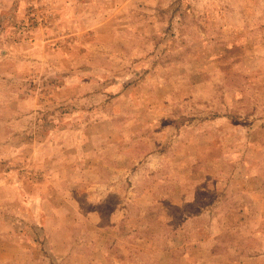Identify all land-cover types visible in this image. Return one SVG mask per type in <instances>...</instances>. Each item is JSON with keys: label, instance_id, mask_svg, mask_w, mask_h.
Returning a JSON list of instances; mask_svg holds the SVG:
<instances>
[{"label": "rangeland", "instance_id": "obj_1", "mask_svg": "<svg viewBox=\"0 0 264 264\" xmlns=\"http://www.w3.org/2000/svg\"><path fill=\"white\" fill-rule=\"evenodd\" d=\"M0 264H264V0H0Z\"/></svg>", "mask_w": 264, "mask_h": 264}, {"label": "crops", "instance_id": "obj_2", "mask_svg": "<svg viewBox=\"0 0 264 264\" xmlns=\"http://www.w3.org/2000/svg\"><path fill=\"white\" fill-rule=\"evenodd\" d=\"M211 162H213L214 164L213 165H215L216 164V162H215V160H212ZM219 162V159H218V161H217V163ZM226 164V163H225ZM223 166V165H222ZM222 189V188H221ZM224 194H223V192L222 193H218V195H217V197H219V196H223ZM215 258V259H219V257H218V255L217 254H213L212 256H211V258ZM226 259H230V257L228 256Z\"/></svg>", "mask_w": 264, "mask_h": 264}]
</instances>
